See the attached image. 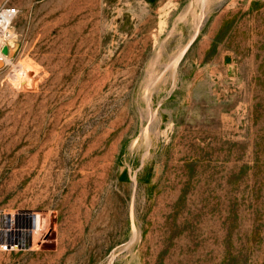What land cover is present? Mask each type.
Listing matches in <instances>:
<instances>
[{
    "label": "rangeland",
    "instance_id": "obj_1",
    "mask_svg": "<svg viewBox=\"0 0 264 264\" xmlns=\"http://www.w3.org/2000/svg\"><path fill=\"white\" fill-rule=\"evenodd\" d=\"M4 3L0 264H264V0Z\"/></svg>",
    "mask_w": 264,
    "mask_h": 264
},
{
    "label": "built area",
    "instance_id": "obj_2",
    "mask_svg": "<svg viewBox=\"0 0 264 264\" xmlns=\"http://www.w3.org/2000/svg\"><path fill=\"white\" fill-rule=\"evenodd\" d=\"M18 10L6 3L0 6V59L5 55L2 53L4 45L10 47L11 41L15 38L12 29L13 22ZM4 56V57H3ZM0 251L18 252L28 250L34 245V235L40 230L42 216L37 211L18 210L4 212L0 210Z\"/></svg>",
    "mask_w": 264,
    "mask_h": 264
},
{
    "label": "water",
    "instance_id": "obj_3",
    "mask_svg": "<svg viewBox=\"0 0 264 264\" xmlns=\"http://www.w3.org/2000/svg\"><path fill=\"white\" fill-rule=\"evenodd\" d=\"M9 52H10V49H9L8 45H4L3 48H2V53L4 55H8Z\"/></svg>",
    "mask_w": 264,
    "mask_h": 264
},
{
    "label": "bare ground",
    "instance_id": "obj_4",
    "mask_svg": "<svg viewBox=\"0 0 264 264\" xmlns=\"http://www.w3.org/2000/svg\"><path fill=\"white\" fill-rule=\"evenodd\" d=\"M2 43V40L0 39V44ZM4 57V56H3ZM8 57H9V55H8ZM1 58V57H0ZM5 58V57H4ZM1 60V59H0Z\"/></svg>",
    "mask_w": 264,
    "mask_h": 264
}]
</instances>
